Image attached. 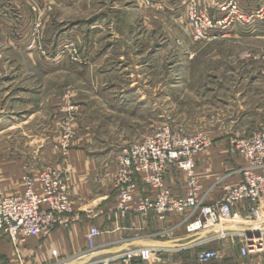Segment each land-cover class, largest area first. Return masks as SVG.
I'll return each instance as SVG.
<instances>
[{"label":"rangeland","instance_id":"374dc122","mask_svg":"<svg viewBox=\"0 0 264 264\" xmlns=\"http://www.w3.org/2000/svg\"><path fill=\"white\" fill-rule=\"evenodd\" d=\"M176 1L0 0L13 27L0 34V159L67 167L72 150L107 156L165 126L206 139L196 158L214 148L240 156L232 140L264 131V0H188L184 18ZM191 14L221 27L197 40ZM237 15L250 22L221 25ZM180 216L190 236L194 216ZM145 239L175 245L153 264H197L196 250L230 264L242 247L235 235L198 249L196 238Z\"/></svg>","mask_w":264,"mask_h":264},{"label":"built area","instance_id":"2783aa9c","mask_svg":"<svg viewBox=\"0 0 264 264\" xmlns=\"http://www.w3.org/2000/svg\"><path fill=\"white\" fill-rule=\"evenodd\" d=\"M257 14L254 17L261 19ZM247 17H226L221 25L227 26V20H231L229 26L235 24L233 20L249 23ZM191 18L197 40L198 37L209 40L212 33L221 27L214 26L209 16L191 14ZM231 144L247 161V166L241 170L243 182L226 187L224 195L211 206L206 205L205 198L200 195L201 186L196 174L195 156L207 145L202 135L182 137L165 126L156 134L124 147L117 156V171L112 180V188L117 194L116 211L123 217L129 213L142 216L152 213L160 223L166 222L171 215L186 214L188 219L194 216L186 229L188 235L213 234L194 242L192 248L198 249L219 238L235 235L241 239L243 258L264 254V131L246 138H235ZM169 169H177L187 176L188 194L185 197L172 198L165 183ZM24 183L26 190L19 196H4L0 186V238H8L14 245L22 237L45 239L57 229H66L79 220L74 214L76 206L71 194L70 170L47 165L37 175L25 176ZM138 183L154 190L156 197L136 198ZM36 185H40L41 194L36 192ZM240 204L244 205V214L237 209ZM232 226L245 230H221ZM100 235L98 227L91 228L87 238L91 252L97 247L96 239ZM164 251L167 250L157 246L135 248L115 259L97 260L90 264H112L114 261L145 264ZM196 252L197 264H213L219 258V253L214 250Z\"/></svg>","mask_w":264,"mask_h":264},{"label":"crops","instance_id":"0c3cea01","mask_svg":"<svg viewBox=\"0 0 264 264\" xmlns=\"http://www.w3.org/2000/svg\"><path fill=\"white\" fill-rule=\"evenodd\" d=\"M186 1L188 0L176 1L179 5L174 7V13L179 16L178 18L186 17L183 16L185 10H182V4L184 5ZM4 5L5 2H0L2 12H0V34L6 38L7 34L13 33V27L12 22L10 23L3 14ZM129 95V92L123 91L119 100L129 101ZM216 135L212 138L214 143L230 147L227 136ZM246 136L247 134L241 132L236 137L246 138ZM250 136L251 134L247 137ZM216 150V148L210 149L208 154L195 158L197 174L200 176V195L205 198V204L210 206L216 204L224 195L225 186H237L243 182L241 170L247 166L245 159L234 152L231 153L229 149L224 148L225 152L221 149L219 151L222 152L221 155L214 154ZM120 151L121 149L107 151L106 153L109 154L106 156L99 152L88 153L86 149L76 152L72 150L68 156L70 164L59 168L70 170L71 194L76 206L74 214L79 220L71 223L66 229H57L45 239L22 237L20 242L14 245L8 238L1 237L0 264H90L97 260L115 259L118 255H125L127 251L135 248H147L153 245L168 250L175 247L171 242L151 241L145 238H196L191 242L194 243L211 237L212 232L180 236L184 223L180 215H171L164 223L158 222L152 213L149 216L131 213L122 217L116 211L117 194L112 188ZM41 169L16 158L0 159V186L3 195H22L26 190L24 177L30 174L37 175ZM165 183L173 199L188 194L186 178L177 169L168 170ZM35 187L36 192L41 194L40 185ZM135 197L154 199L156 192L138 183ZM131 207H134V204ZM237 209L245 213L243 204ZM92 227H98L101 231V235L96 239L97 247L93 252L87 243ZM130 238L136 240L130 241ZM239 255L238 260L230 264H264V254L246 258ZM112 264H122V262L114 261Z\"/></svg>","mask_w":264,"mask_h":264},{"label":"bare ground","instance_id":"6f19581e","mask_svg":"<svg viewBox=\"0 0 264 264\" xmlns=\"http://www.w3.org/2000/svg\"><path fill=\"white\" fill-rule=\"evenodd\" d=\"M223 230H237V231H239V232H242V231H244L245 230V228H242V227H235V226H233V227H226V228H223ZM153 246V245H152ZM152 248H155V247H152Z\"/></svg>","mask_w":264,"mask_h":264},{"label":"trees","instance_id":"16d2710c","mask_svg":"<svg viewBox=\"0 0 264 264\" xmlns=\"http://www.w3.org/2000/svg\"><path fill=\"white\" fill-rule=\"evenodd\" d=\"M225 0H222V2L224 3Z\"/></svg>","mask_w":264,"mask_h":264}]
</instances>
